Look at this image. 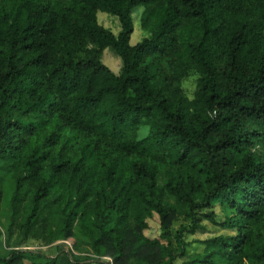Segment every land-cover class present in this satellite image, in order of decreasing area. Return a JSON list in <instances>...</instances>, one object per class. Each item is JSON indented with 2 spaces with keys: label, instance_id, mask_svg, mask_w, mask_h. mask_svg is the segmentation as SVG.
Segmentation results:
<instances>
[{
  "label": "trees",
  "instance_id": "16d2710c",
  "mask_svg": "<svg viewBox=\"0 0 264 264\" xmlns=\"http://www.w3.org/2000/svg\"><path fill=\"white\" fill-rule=\"evenodd\" d=\"M0 226V264H264V0H0Z\"/></svg>",
  "mask_w": 264,
  "mask_h": 264
},
{
  "label": "rangeland",
  "instance_id": "374dc122",
  "mask_svg": "<svg viewBox=\"0 0 264 264\" xmlns=\"http://www.w3.org/2000/svg\"><path fill=\"white\" fill-rule=\"evenodd\" d=\"M143 9L142 7H136L131 12L132 17V23H133V33L130 36L129 44L135 45L136 43L140 42L143 38L148 37L149 33L146 32L144 29H142L140 24V17ZM97 19L98 23L103 26L104 28L110 30L113 34L117 35V33L120 30L119 22L116 18L109 16L106 13L98 12L97 13ZM102 63L114 74H118L121 67V61L120 59L109 49H105L102 55ZM194 80L195 76H191L187 81L184 82L183 86L186 92V95L191 98L192 93L194 90ZM145 134V129L140 130V137H142ZM258 148V147H257ZM260 150V149H259ZM6 199L4 198L2 201V206L4 207L6 205ZM218 211V209H216ZM3 221V220H2ZM150 230L147 232V235L149 236H155L157 233V226L156 224L150 223ZM1 228V226H0ZM1 234V230H0ZM228 234V232L222 231L217 227H214L208 223L205 224V230L202 233H198L194 236L187 237V241H204L206 239H210L219 235ZM72 241L68 240V242L64 245L65 249H69V246H71ZM195 248L197 252L201 251L202 246L200 244L194 243L191 246V249ZM29 249L33 250L34 252H41L44 255H54L55 251L53 249H46V248H40L36 244L28 243L24 247H22V250ZM6 253V249L3 246V238L0 235V256H3V254ZM29 258V257H28ZM30 260H35L30 258Z\"/></svg>",
  "mask_w": 264,
  "mask_h": 264
},
{
  "label": "built area",
  "instance_id": "2783aa9c",
  "mask_svg": "<svg viewBox=\"0 0 264 264\" xmlns=\"http://www.w3.org/2000/svg\"><path fill=\"white\" fill-rule=\"evenodd\" d=\"M67 242H68V241H67ZM67 242H65V244H66ZM69 248H71V246H69Z\"/></svg>",
  "mask_w": 264,
  "mask_h": 264
}]
</instances>
